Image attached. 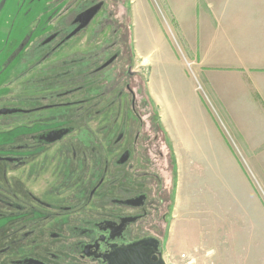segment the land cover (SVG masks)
<instances>
[{
	"label": "flooded vegetation",
	"instance_id": "flooded-vegetation-1",
	"mask_svg": "<svg viewBox=\"0 0 264 264\" xmlns=\"http://www.w3.org/2000/svg\"><path fill=\"white\" fill-rule=\"evenodd\" d=\"M11 1L0 0V264H109L129 250L157 264L169 201L157 168L174 161L164 138L158 151L126 26L104 0L48 14L21 0L9 26Z\"/></svg>",
	"mask_w": 264,
	"mask_h": 264
},
{
	"label": "crops",
	"instance_id": "crops-1",
	"mask_svg": "<svg viewBox=\"0 0 264 264\" xmlns=\"http://www.w3.org/2000/svg\"><path fill=\"white\" fill-rule=\"evenodd\" d=\"M164 2L183 47L184 59H180L178 55L175 58L177 77L179 80L187 77L194 82L190 84L186 81L185 85L187 97L190 85L197 96L198 102L195 105L191 103L195 110L201 112L198 114L204 120L203 139L194 136L193 129L187 122L184 123L183 117L177 120V110H184L175 105L177 95L173 85L170 86V94L168 86L160 80L161 74L155 75V72H151L148 56L139 53L137 42H133L136 53L142 60L141 67L148 69L146 92L156 110L158 125L172 153L178 172V185L181 178L187 177L188 190L193 193V182L202 176V167L197 168L192 161L220 158L231 162L238 171L236 166L238 157L234 150L219 126L213 125L210 117L203 111H207L209 107L197 95V83L202 87L204 97L213 102V110L220 112L226 120L246 154L255 155L250 159L264 160V0H164ZM145 59L147 64H143ZM187 62L191 63L190 67ZM258 127L262 129L258 130ZM203 142L206 148L192 146ZM240 178L248 187L251 197L250 199L247 196L248 199L250 202L252 200L251 203L258 209V221L255 219L252 227L260 224L261 229L257 234L253 229L236 237V232L243 231V219L240 217L246 215L248 210L246 205L249 204L238 200L237 203L234 202L237 213L224 206V214L219 215L215 209L218 204L215 203V213L207 214L210 217L214 215V222L219 225L216 232V249L219 246L222 248L219 253L214 251L215 258L230 253L235 264H264V210L260 206V203L262 205L263 203L257 196L254 186H250L242 175ZM251 190L254 194L250 192ZM178 196L179 189L177 201ZM226 224L229 226L227 229L222 227ZM230 235L238 240L232 242ZM225 242L233 243L237 247L228 251L224 249Z\"/></svg>",
	"mask_w": 264,
	"mask_h": 264
},
{
	"label": "rangeland",
	"instance_id": "rangeland-1",
	"mask_svg": "<svg viewBox=\"0 0 264 264\" xmlns=\"http://www.w3.org/2000/svg\"><path fill=\"white\" fill-rule=\"evenodd\" d=\"M98 1L101 0H94L95 3ZM104 1V10H108L112 13L110 22L116 26L119 24L125 25L127 28L128 43L134 47L133 70L138 73L142 97L145 98L147 95L146 80L148 69L147 67H141L140 62H142V60L138 57V53H136L133 41L137 42L139 53L148 56L151 72H155V75L161 74L160 80L168 86L170 94V86L173 85V90L177 95L175 105L184 110H177V120L179 121L181 117H183L184 123L187 122L193 129L194 136L203 139L205 135L203 132L204 120L198 114L201 112L192 107L193 104L195 105V103L198 102V99L195 93H193L192 85H190L189 96L187 97V86L185 85L186 81L190 82V84L194 82L192 79L186 77L183 68L181 69L186 78L183 77L182 80H179L177 77L178 71L176 69L175 58L176 55H178L180 59H184L182 52L183 47L178 40L176 29H174L164 0ZM20 4L21 0H12L10 4L5 6V9L8 11L3 14L1 19L9 23V26L11 24V17L17 18V9ZM87 4H90V0H39L31 3L30 7L33 9L41 8L47 11L48 14L52 10H71L74 9L75 6H79L77 8L81 10V7ZM96 18L98 19L99 16ZM3 30L9 33L8 27H4ZM82 35L83 34L74 38V47L79 46L80 51L90 47L89 44L87 46L84 44V42L88 40ZM6 36L3 35V37ZM103 39L104 38L101 37L99 40L101 41ZM173 55H175V57ZM147 59L143 61V64H147ZM187 65L190 67L191 63L187 62ZM6 72L7 71L3 73L5 74ZM197 87V95L201 98V101L204 100L209 107L207 111H203L210 117L213 125L217 124L219 126L229 145L234 150L235 155L238 157V161L236 162L238 171L231 165V162L228 160H221L220 158L217 160L199 159L192 161L197 168L201 169L200 166L202 167V176L194 180L192 185L193 193H191L187 187L189 186L186 182L187 177L184 179L181 178V182L178 185V172L175 162L172 170H166L165 161L160 160L157 168V174L161 182L159 189H165V192H163L164 195L166 193L169 194V201L167 202L166 200L163 204L166 208H164L163 205L160 208L161 212H164L165 209L168 211L167 223L165 225L159 224V227L156 226L158 227L157 233H159L161 238L162 258L166 264H235V260L231 258L230 253L226 256L215 258L216 254L214 251L219 253L220 248H222L219 246L216 249V232L218 231L219 225L214 222V215L210 217V215L207 214H210V212L215 213L216 209L219 215H223L224 206L226 209H233L237 213V206L234 202L237 203L238 200L242 202L245 201L249 205H246L248 209L246 210V215L240 217L243 219V231L236 232L235 236L244 235L245 233L253 231V229L256 234L259 233L261 229L260 224L254 225V228L252 227L255 219L256 222L258 221V209L251 203L252 200L250 202L248 199L247 196L250 197L248 187L243 183L240 175L248 181L250 186H254L253 188H255L257 196L264 205V160L258 158L257 160L250 159V157H254L255 155L249 156L246 154L240 146L237 136L231 131L221 113L213 110V102L204 97L202 87L198 85V83ZM149 110L150 118L154 117L156 120V110L154 108H150ZM143 119L145 123L146 116H144ZM156 124L155 133L159 142L158 151L162 153L165 158L166 145L162 144V139L164 138L165 142H167V140L157 120ZM8 128L10 127L7 125L0 126L1 140L10 136L9 133H7ZM261 129V127H258V130ZM192 146L206 148L204 142L193 144ZM256 157L261 158L262 156L256 155ZM178 189L179 201H177ZM250 192L253 193V190ZM191 197H193V201ZM215 203H217L218 206L214 209ZM263 205L260 203L261 208L264 210ZM222 227L227 229L229 226L226 224L222 225ZM256 234H250V236H257ZM229 237L232 242L238 240V238L234 236L230 235ZM233 247L237 246L229 242L224 243V249L228 251Z\"/></svg>",
	"mask_w": 264,
	"mask_h": 264
},
{
	"label": "water",
	"instance_id": "water-1",
	"mask_svg": "<svg viewBox=\"0 0 264 264\" xmlns=\"http://www.w3.org/2000/svg\"><path fill=\"white\" fill-rule=\"evenodd\" d=\"M100 6L96 5L87 11H85L80 18L82 19V23L80 26L74 31V34L80 31L82 28L87 26L95 14L99 11ZM109 264H150L143 253L139 250H129L126 252L117 253L110 261ZM157 264H165V262L160 258Z\"/></svg>",
	"mask_w": 264,
	"mask_h": 264
},
{
	"label": "built area",
	"instance_id": "built-area-1",
	"mask_svg": "<svg viewBox=\"0 0 264 264\" xmlns=\"http://www.w3.org/2000/svg\"><path fill=\"white\" fill-rule=\"evenodd\" d=\"M188 264H190V263H188Z\"/></svg>",
	"mask_w": 264,
	"mask_h": 264
}]
</instances>
